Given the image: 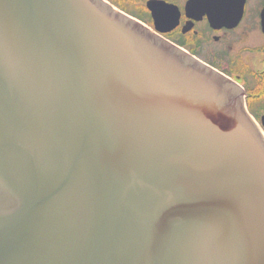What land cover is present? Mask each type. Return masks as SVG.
<instances>
[{
  "label": "water",
  "instance_id": "1",
  "mask_svg": "<svg viewBox=\"0 0 264 264\" xmlns=\"http://www.w3.org/2000/svg\"><path fill=\"white\" fill-rule=\"evenodd\" d=\"M0 264H264L241 88L104 0H0Z\"/></svg>",
  "mask_w": 264,
  "mask_h": 264
},
{
  "label": "flooded vegetation",
  "instance_id": "2",
  "mask_svg": "<svg viewBox=\"0 0 264 264\" xmlns=\"http://www.w3.org/2000/svg\"><path fill=\"white\" fill-rule=\"evenodd\" d=\"M243 91L264 134V0H105Z\"/></svg>",
  "mask_w": 264,
  "mask_h": 264
}]
</instances>
